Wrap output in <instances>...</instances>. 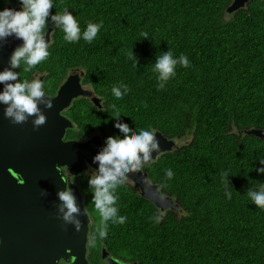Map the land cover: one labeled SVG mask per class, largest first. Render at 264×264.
Segmentation results:
<instances>
[{
	"label": "trees",
	"instance_id": "16d2710c",
	"mask_svg": "<svg viewBox=\"0 0 264 264\" xmlns=\"http://www.w3.org/2000/svg\"><path fill=\"white\" fill-rule=\"evenodd\" d=\"M19 0H0V10ZM51 14L67 9L81 33L100 24L95 39L69 43L53 27L48 58L34 74L52 94L71 69L84 72L83 82L102 99V108L85 98L65 111L74 128L66 138L99 135L123 138L114 117L134 133L161 132L167 139L190 137L179 149L161 154L144 166L160 192L180 205V212L161 213L127 183L118 186V215L101 239L100 221L88 178L77 179L92 218L88 259L101 264L102 250L136 264H264V209L247 196L264 186V140L240 131L264 129V0L225 17L228 0H52ZM47 28V29H48ZM145 34L147 39H145ZM133 50L138 66L128 57ZM171 51L187 56L175 76L158 88L156 58ZM121 84L122 99L112 94ZM123 91V88H121ZM115 105V107H113ZM171 169L169 180L166 171ZM228 173V180L223 177ZM227 192L231 193L229 199ZM94 215L96 217H94Z\"/></svg>",
	"mask_w": 264,
	"mask_h": 264
},
{
	"label": "water",
	"instance_id": "95a60500",
	"mask_svg": "<svg viewBox=\"0 0 264 264\" xmlns=\"http://www.w3.org/2000/svg\"><path fill=\"white\" fill-rule=\"evenodd\" d=\"M252 1L234 0L227 12H237ZM15 10H21V7ZM51 31L48 29L45 35L48 41ZM22 43V40L10 37L0 46V71L10 67L9 58ZM3 87L0 84V91ZM80 96L91 97L93 105L101 107V99L92 97L78 76H69L54 97L47 96L53 107L47 109L40 105L47 122L39 128L33 126V118L26 123L13 124L4 116L6 106L0 104V264H91L87 257L91 220L83 195L76 182L65 185L61 180L62 173L56 170L58 165L65 171L68 168L77 178L91 168H98L93 158L103 148L100 136L85 141L66 140L68 130L74 125L64 112ZM155 134L159 151L153 152V161L161 154L180 148L174 139H167L158 131ZM242 134L264 140V129L240 131ZM128 181L161 213L167 210L179 212L180 205L160 192L144 167L141 172L130 173ZM66 187L71 188L81 209L79 231L73 224L66 223L58 211L61 202L57 193ZM43 191L47 195H42ZM107 263L127 264L112 259Z\"/></svg>",
	"mask_w": 264,
	"mask_h": 264
},
{
	"label": "clouds",
	"instance_id": "9594fccd",
	"mask_svg": "<svg viewBox=\"0 0 264 264\" xmlns=\"http://www.w3.org/2000/svg\"><path fill=\"white\" fill-rule=\"evenodd\" d=\"M20 3L21 10L12 8L0 10V46L10 37L23 41L22 45L16 47L10 56V67L0 71V84L4 85L3 90L0 91V104L6 106L4 116L13 124L26 123L29 118H33V126L39 128L47 122V117L43 114L40 105L51 109L52 100L45 95L41 78L21 81L20 73L12 69H20L23 62L25 65L23 71L30 72L48 58L49 41L46 40L45 35L49 17L55 27L63 31L64 39L69 43L78 42L81 38L91 43L97 36L101 25L90 22L86 30L81 33L76 18L67 9L63 12H56L54 15L51 14L52 0H20ZM144 38L147 39L146 34ZM128 57L134 61L133 67H137L138 59L133 50L129 52ZM177 64L185 68L190 66L187 56L181 54L178 59L173 58L171 51H166L156 58L153 70L158 74V88H164L169 79L175 76ZM111 91L116 99H122L129 89L127 85L121 84L119 87H113ZM119 117L117 113L114 117L117 121L114 126L123 134V138L119 136L106 138L105 146L93 158V163H98V168L91 172L88 180L89 188L94 193L92 200L95 209L101 217V226L97 229L101 239L107 235L109 221L113 224H123L126 220V217L118 215V208L115 206L118 197L114 195L115 190L118 186L129 182L130 173L141 172L145 164L153 161V152L159 151L156 132L141 130L139 133H134L128 124L119 121ZM260 162L264 164V161ZM56 170L62 173L61 180L65 185L75 182V176L69 173L68 168L65 171L58 165ZM257 171L264 174V167ZM166 176L169 180L173 177L171 169L166 171ZM228 176V173H223L226 181H229ZM41 194L47 195V192L43 191ZM226 195L229 199L231 198L230 192ZM57 196L61 202L58 211L62 214V219L66 223L73 224L79 231L82 226L78 218L81 215V209L76 203V197L71 188L66 187L58 191ZM247 196L258 208L264 209V186L258 190L248 189ZM95 239L96 236H90L89 243H94Z\"/></svg>",
	"mask_w": 264,
	"mask_h": 264
},
{
	"label": "flooded vegetation",
	"instance_id": "af4514ba",
	"mask_svg": "<svg viewBox=\"0 0 264 264\" xmlns=\"http://www.w3.org/2000/svg\"><path fill=\"white\" fill-rule=\"evenodd\" d=\"M229 1V4H228V6H230L232 3H233V1L234 0H228ZM255 1V0H254ZM253 2V1H252ZM251 2V3H252ZM250 3V4H251ZM227 6V7H228ZM19 7H21V3H20V0L17 2V3H15V4H8L5 8H12V9H17V8H19ZM247 7V6H246ZM245 7V8H246ZM244 8V9H245ZM236 13V12H235ZM234 12H231V13H228L227 12V8H226V10H225V17L226 18H229L230 16H233L234 14H235ZM51 28V32H50V34H49V37H50V41H49V45H50V42L52 41V33H53V30H54V28L53 27H49L48 29H50ZM47 29V30H48ZM47 30H46V32H47ZM69 76H78L79 78H80V81H81V83H82V86H83V88L84 89H87V90H89L91 93H92V97H94V96H96L95 94H94V92L89 88V87H87L85 84H84V82H83V78H84V72H83V70H81V69H79V68H75V69H71L70 70V72H69V74L67 75V77H69ZM36 77H39V78H41L42 79V81H43V83L45 82V76L43 75V74H41V73H38V74H34V76H33V78H31V80L32 79H34V78H36ZM66 77V78H67ZM66 78H65V80H66ZM30 80V81H31ZM64 80V81H65ZM63 81V82H64ZM62 82V83H63ZM62 85V84H61ZM60 85V86H61ZM59 86V87H60ZM58 87V88H59ZM58 90V89H57ZM57 90L55 91V93H52V94H49V93H47L46 92V90L44 89V92H45V95L46 96H48V97H54L55 95H56V93H57ZM80 98H85V99H87L88 101H90V98L89 97H83V96H80L79 98H77V99H75V100H78V99H80ZM101 99V98H100ZM91 102V101H90ZM103 103V101H102V99L100 100V106H101V104ZM101 108H102V106H101ZM64 114H65V112H64ZM93 136H96V135H90V136H88L85 140H87V139H89L90 137H93ZM98 136V135H97ZM67 137V136H66ZM67 139H73V138H66V140ZM73 140H75V139H73ZM85 140H82V141H85ZM77 141H79V140H77ZM101 142H102V145H103V147L105 146V143H104V141L101 139ZM94 169H90V170H88L87 172H85V173H83L82 175H80V176H78L77 178H75V182L77 183V185H78V182H77V179L79 178V177H81V176H85V177H87V175L88 174H91V172L93 171ZM88 178V177H87ZM88 179H90V178H88ZM84 198V197H83ZM180 212V211H179ZM178 212V213H179ZM163 214V213H162ZM90 220H91V224H92V218L90 217ZM91 226V225H90ZM108 259H112V260H117V261H120V262H126L127 264H136L135 262H131L130 260H128L126 257H121V256H116V255H113V254H111L110 252H107V251H105V250H102V253H101V264H108L107 263V260ZM89 260V259H88Z\"/></svg>",
	"mask_w": 264,
	"mask_h": 264
},
{
	"label": "rangeland",
	"instance_id": "374dc122",
	"mask_svg": "<svg viewBox=\"0 0 264 264\" xmlns=\"http://www.w3.org/2000/svg\"><path fill=\"white\" fill-rule=\"evenodd\" d=\"M175 141H176L177 145L180 147V146H183L184 144H187L190 141V137L188 136V137L180 138V139H177ZM87 177L90 178L91 177V174H88ZM126 183L128 185L132 186V184L130 182H126ZM90 214H92V213H89V215ZM94 217H96V216L94 215ZM97 218L99 219V221H101V217L99 216V213L97 214Z\"/></svg>",
	"mask_w": 264,
	"mask_h": 264
}]
</instances>
